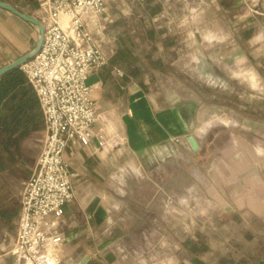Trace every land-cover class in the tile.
I'll list each match as a JSON object with an SVG mask.
<instances>
[{
	"label": "rangeland",
	"instance_id": "obj_1",
	"mask_svg": "<svg viewBox=\"0 0 264 264\" xmlns=\"http://www.w3.org/2000/svg\"><path fill=\"white\" fill-rule=\"evenodd\" d=\"M22 8L39 20L38 6ZM262 12L261 0H109L99 32L92 35L104 51H110L115 46L112 37L129 32L138 39L132 41L136 53H149L150 60L138 64L145 79L161 83L156 92L184 98L191 90L205 106L201 119L210 117L225 125L224 137L251 116L253 142L264 139ZM256 32L261 37L250 39ZM39 37L37 27L18 19L0 25V44L17 56L33 51ZM42 140L43 132L31 133L11 154L12 165L0 161V255L13 247L17 202L35 170ZM151 176L134 169L128 183L112 184L116 188L112 227L97 233L101 247L91 252L98 258L114 255L113 264H189L194 242L199 256L217 252L207 246L215 233L198 230L203 217L184 216L181 211L222 207L224 202L202 199L196 185L185 193L182 185L165 183L163 174L160 183H153ZM51 264H63L59 252Z\"/></svg>",
	"mask_w": 264,
	"mask_h": 264
},
{
	"label": "crops",
	"instance_id": "obj_2",
	"mask_svg": "<svg viewBox=\"0 0 264 264\" xmlns=\"http://www.w3.org/2000/svg\"><path fill=\"white\" fill-rule=\"evenodd\" d=\"M261 5L264 15V0ZM17 8L23 12L22 7ZM11 18L36 27L0 8V25ZM100 25V19L90 22L91 32H99ZM126 35L134 43L138 40L129 32H117L112 37L116 47L110 51H104L94 40L107 59L88 79L98 115L96 128L104 130L105 144L100 146L97 139L88 145L75 141L66 150L74 198L65 205L60 220L58 252L62 263L79 264L86 255L90 260L98 258L91 251L98 252L101 247L97 233L112 227V193L116 189L112 184L128 183V174L136 169L142 174L149 172L153 183H160L163 174L169 186L182 185L187 193L196 185L202 199L224 202L222 207L181 211L184 216L203 217L197 226L199 232L215 233L207 246L217 252L199 256V245L194 242L189 264H264V139L252 142L251 116L224 137L225 125L210 117L201 119L205 106L193 98L191 90L184 98L173 92H156L161 83L145 79L138 63L128 66L115 61L119 38ZM260 37L256 32L250 39ZM19 57L6 44H0V68ZM190 136L196 138L198 151L191 147ZM20 212L19 198L14 224ZM16 233L17 227L11 247ZM11 260L8 254L0 255V264Z\"/></svg>",
	"mask_w": 264,
	"mask_h": 264
},
{
	"label": "built area",
	"instance_id": "obj_3",
	"mask_svg": "<svg viewBox=\"0 0 264 264\" xmlns=\"http://www.w3.org/2000/svg\"><path fill=\"white\" fill-rule=\"evenodd\" d=\"M108 2L37 0L43 43L21 69L40 103L43 140L35 170L21 193L9 264H51L62 240L64 207L74 198L66 150L75 141L88 145L97 139L100 146L105 144L104 130L96 128L98 115L88 79L107 59L94 43L89 23L100 19Z\"/></svg>",
	"mask_w": 264,
	"mask_h": 264
},
{
	"label": "trees",
	"instance_id": "obj_4",
	"mask_svg": "<svg viewBox=\"0 0 264 264\" xmlns=\"http://www.w3.org/2000/svg\"><path fill=\"white\" fill-rule=\"evenodd\" d=\"M20 7H37L36 0H2ZM150 60L149 53H136L129 36H121L118 41L117 63H133ZM153 64V61H151ZM155 64V63H154ZM43 113L36 92L21 68L0 77V161L5 166L12 165L11 154L31 133L43 130ZM115 259L109 254L104 258H92L87 264H110Z\"/></svg>",
	"mask_w": 264,
	"mask_h": 264
},
{
	"label": "water",
	"instance_id": "obj_5",
	"mask_svg": "<svg viewBox=\"0 0 264 264\" xmlns=\"http://www.w3.org/2000/svg\"><path fill=\"white\" fill-rule=\"evenodd\" d=\"M0 8L8 10V11L12 12L13 14L17 15L18 17H20L21 19L33 24L34 26H36L38 28V30L40 32V37H39L36 48L33 51H31L30 53H27V54L19 57L14 62L1 67L0 68V77H1L10 71L21 68L22 65L26 61L33 58L38 53V51L40 50L42 43H43L44 27H43L42 23L37 18H35L34 16H31L27 13L22 12L20 9H18L17 7H15L11 3H7V2L0 0ZM188 141H189V143H190V145L194 151H198L200 149V146H199V144H198V142L194 136H190L188 138ZM89 260H90V256L86 255L81 260V262L79 264H87Z\"/></svg>",
	"mask_w": 264,
	"mask_h": 264
}]
</instances>
